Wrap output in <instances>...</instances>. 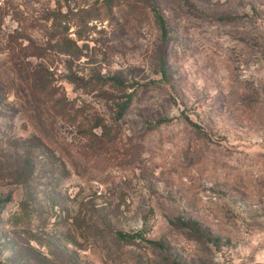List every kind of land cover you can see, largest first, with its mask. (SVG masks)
<instances>
[{
	"label": "rangeland",
	"instance_id": "rangeland-1",
	"mask_svg": "<svg viewBox=\"0 0 264 264\" xmlns=\"http://www.w3.org/2000/svg\"><path fill=\"white\" fill-rule=\"evenodd\" d=\"M106 4L0 0V264H264V0ZM11 36L47 49L31 64L77 120L41 129Z\"/></svg>",
	"mask_w": 264,
	"mask_h": 264
},
{
	"label": "trees",
	"instance_id": "trees-1",
	"mask_svg": "<svg viewBox=\"0 0 264 264\" xmlns=\"http://www.w3.org/2000/svg\"><path fill=\"white\" fill-rule=\"evenodd\" d=\"M106 6L112 10L114 0H105ZM125 1V0H124ZM132 1V0H128ZM122 3V2H121ZM129 6H132L128 2ZM152 9L155 16L161 25V28L166 30V22L164 17L159 13L158 9L153 5ZM70 11L62 12L60 8L48 11L44 14L47 21L52 19L50 26V38L55 39L53 47H57V52L77 54L80 50L78 40L80 37H70L69 29L72 23H64L63 18L68 17ZM75 15V13H74ZM20 37V40H19ZM22 36H11L7 43V59L6 62L9 72L12 74V80L17 86V91L23 94L25 100L30 105L33 112V117L36 118L38 125L43 130L54 132L56 128V119L61 117L69 120H77L78 111L75 110L74 103L65 96H58L59 86L55 84V78L50 72V67L42 62L35 65L31 64V58L45 59L48 54L46 48L37 45L33 40L27 38V43ZM67 79L74 84H84L85 77L76 74L70 70ZM116 85L122 84L117 78H112ZM122 238L134 239L133 235L121 234ZM152 244L154 242H151Z\"/></svg>",
	"mask_w": 264,
	"mask_h": 264
}]
</instances>
